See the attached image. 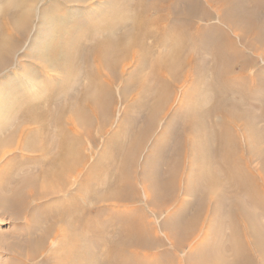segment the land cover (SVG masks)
Listing matches in <instances>:
<instances>
[{
    "label": "bare ground",
    "instance_id": "bare-ground-1",
    "mask_svg": "<svg viewBox=\"0 0 264 264\" xmlns=\"http://www.w3.org/2000/svg\"><path fill=\"white\" fill-rule=\"evenodd\" d=\"M42 2L0 0V264H264V0ZM47 4L102 6L56 63Z\"/></svg>",
    "mask_w": 264,
    "mask_h": 264
},
{
    "label": "rangeland",
    "instance_id": "rangeland-1",
    "mask_svg": "<svg viewBox=\"0 0 264 264\" xmlns=\"http://www.w3.org/2000/svg\"><path fill=\"white\" fill-rule=\"evenodd\" d=\"M47 1L48 0H44V2H42V3H46ZM104 2H105V0H99L98 4L104 6L105 5ZM54 5L55 4H53V5L47 4L48 9H46L45 12L49 13V16L51 15V17L46 23L43 24L42 30H44V31L41 34L40 39H41L42 43L44 44L43 50H45V51L50 50V48L54 44L53 47H55V50H54L55 53L53 56V61H54V63H56L57 61H61L65 58V55H63V53L61 51L62 46L64 45L63 44L64 42L63 43L60 42L59 44L55 43L57 41L56 39L61 38L63 35H65L66 33L69 32V27L67 26L69 24L64 19L70 18V17L71 18H78L81 15H85V17H86L85 21H87L88 23L89 22L91 23V20H88V19H91L90 17H92V16H93L92 18H96L100 14V13L98 14L97 12L100 9H102L101 8L102 6L99 8L98 11H95V10L88 11L86 9H83L82 7H73V8L71 7L72 9L65 8L61 12L54 13V11H55ZM76 27L77 28L73 29L75 32H77L78 30L79 31L82 30V28H81L82 26H76ZM75 32H73V33H75ZM31 35H33V33ZM39 50H40V48H39ZM258 65H260L264 68L263 62L260 61L258 63ZM41 79H43V77ZM120 106H121V104H119L118 108H120ZM148 214L150 215L149 212H148ZM4 216H5V214L3 215L0 213V233L3 235L2 241L3 242H5V241L9 242V241H12V238H13V236L11 235V230L16 229V227L18 228V230L23 229V228H19L16 224H12V222L8 218H4ZM162 217L160 219L161 222L165 218L164 215ZM3 256L7 257V255L5 253Z\"/></svg>",
    "mask_w": 264,
    "mask_h": 264
}]
</instances>
